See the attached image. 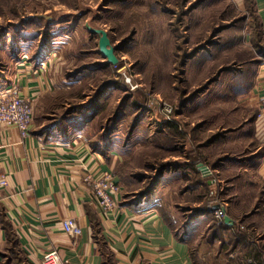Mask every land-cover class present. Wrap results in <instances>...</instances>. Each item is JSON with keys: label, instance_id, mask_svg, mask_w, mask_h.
Returning a JSON list of instances; mask_svg holds the SVG:
<instances>
[{"label": "rangeland", "instance_id": "1", "mask_svg": "<svg viewBox=\"0 0 264 264\" xmlns=\"http://www.w3.org/2000/svg\"><path fill=\"white\" fill-rule=\"evenodd\" d=\"M249 6L243 0H0V75L21 53L33 56L41 44L50 61L45 73L54 85L33 102V118L39 123L85 125L92 140L114 146L113 172L122 191L154 187L165 206L207 202L224 207L227 216L225 203L234 206L243 197L237 185L249 171L237 168L205 178L196 174L205 183L198 196L178 201L187 178L168 179L160 187V168L177 172L181 165L192 170L191 154L201 160L220 157L222 143L200 146L217 133L247 128L251 116L261 117L259 100L251 102L250 91L240 94L243 80H253L252 65L264 61V39ZM86 24L107 32L116 64L104 63L99 36L88 32ZM252 127L245 150L241 144L229 148L233 156L262 151V145L257 149L261 141L254 123ZM214 146L220 148L211 150ZM251 205L246 200L235 207L259 218L263 209ZM176 210L182 231L189 213ZM237 218L234 226L254 245H228L220 249L221 256L219 249L198 250L196 264H264L263 221L261 225L247 216ZM223 219L215 218L201 229L196 244L218 230ZM5 256L2 264H27L14 244Z\"/></svg>", "mask_w": 264, "mask_h": 264}, {"label": "crops", "instance_id": "2", "mask_svg": "<svg viewBox=\"0 0 264 264\" xmlns=\"http://www.w3.org/2000/svg\"><path fill=\"white\" fill-rule=\"evenodd\" d=\"M251 5L264 39V0H251ZM45 51L39 44L33 56L21 53L14 63L11 61L9 68L0 75V89L10 84L20 97L29 96L34 102L41 92L53 86L54 82L45 73L50 62ZM252 68L253 80L251 84L247 79L243 80L240 94L250 91L251 102H255L264 95V61L255 63ZM253 123L262 142L257 149L262 145V151L259 150L256 156L246 153L233 156L229 148L231 151L234 145L247 148L250 136H253ZM247 124L248 130L244 125L240 130L227 132L228 135L217 133L200 146L207 149L222 143L223 155L220 157L210 159L207 156L201 160L191 154L188 167L192 170L181 165L177 166V172H169L168 167L160 168V187L167 184L168 179L187 178L189 183L182 185L178 201L182 197L198 196V190L205 183L198 181L196 174L205 178L237 168L244 174L249 171L245 176L247 179L237 185L243 197L238 198L234 206L225 203V207H229L226 215L231 218L232 225L223 223L218 230H211L205 242L197 244L201 229L208 228L215 219L213 207L216 205L206 202L199 206L196 201L197 205L193 203L185 208L180 203L165 206L161 197L160 202L157 200L154 187H151L140 192L121 190L116 209L101 214L91 199V186L83 178L102 170L114 174L117 152L114 146H105L103 140H92L85 125L39 123L33 118L30 132L24 137L17 128L0 125V175L7 178V187L0 189V264L7 258L6 250L11 245L8 235L12 233L27 264H39L43 252L49 249L58 251L61 264H196L198 250L213 253L219 249L221 256L220 249L228 245L253 246L255 241L246 238L234 224L239 222L238 216H247L254 223L259 221L262 225L263 221L264 224V199H259L264 193V116L255 120L251 116ZM225 146L228 149H224ZM215 147L211 150L220 148ZM199 164L208 169L206 174L201 172ZM114 177L119 182L115 174ZM177 180L180 184L186 183ZM164 189H160V193H164ZM246 200L252 201V207L260 202L257 207L263 212L259 218H255L256 213L249 216L236 210L235 205ZM177 207L184 211L183 214L189 213L182 231V226H177L174 212ZM69 217L75 218L81 228L78 237L62 230L61 221ZM193 243L194 249L191 248Z\"/></svg>", "mask_w": 264, "mask_h": 264}, {"label": "built area", "instance_id": "3", "mask_svg": "<svg viewBox=\"0 0 264 264\" xmlns=\"http://www.w3.org/2000/svg\"><path fill=\"white\" fill-rule=\"evenodd\" d=\"M260 116H264V95L259 97ZM33 122V99L29 96L20 97L16 88L6 85L0 89V125L15 127L21 136H27ZM84 182L91 186V199L101 214L116 209L119 204L121 187L110 170H102L96 174H86ZM7 187V178L0 175V189ZM225 216L224 207L219 206L214 211V217L222 220ZM62 230L73 237H78L81 228L73 217L61 221ZM39 264H61V258L56 249L43 252Z\"/></svg>", "mask_w": 264, "mask_h": 264}, {"label": "water", "instance_id": "4", "mask_svg": "<svg viewBox=\"0 0 264 264\" xmlns=\"http://www.w3.org/2000/svg\"><path fill=\"white\" fill-rule=\"evenodd\" d=\"M85 28L90 32L91 34H97L98 37V52L101 54L103 58H105L106 63L108 64H116L117 63V58L114 54V48L110 44V40L108 38V34L104 29H99V28H93L89 26L88 24L85 25ZM201 172L205 173L208 172V169L204 167L202 164L198 165ZM219 206H214L213 211L218 209ZM224 223L226 225H232V221L229 218V216H224L223 219Z\"/></svg>", "mask_w": 264, "mask_h": 264}, {"label": "trees", "instance_id": "5", "mask_svg": "<svg viewBox=\"0 0 264 264\" xmlns=\"http://www.w3.org/2000/svg\"><path fill=\"white\" fill-rule=\"evenodd\" d=\"M244 2L245 1H249V4H250V8H252V5H251V0H243ZM195 6L194 7H196V6H198V3H196V4H194ZM253 10V9H252ZM255 17V20H256V29H257V31H258V34H259V36H262V34H261V31H260V29H259V25H258V21H257V19H256V16H254ZM263 62V61H262ZM256 63H261V60H259L258 62H256ZM148 189L149 188H147V190L146 191H148ZM244 234V233H243ZM245 235V234H244ZM241 237H243V235H240ZM245 237L246 238H248L246 235H245ZM8 239H9V241L11 242V245H13L14 244V246H16V248L18 249V247H17V245H16V240H15V237H14V234L12 233V234H9L8 235ZM19 250V249H18ZM20 251V250H19Z\"/></svg>", "mask_w": 264, "mask_h": 264}]
</instances>
